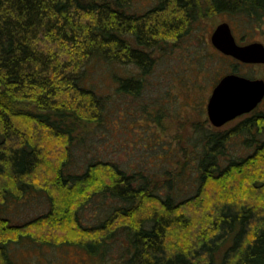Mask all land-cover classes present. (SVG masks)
Instances as JSON below:
<instances>
[{
	"label": "trees",
	"instance_id": "obj_1",
	"mask_svg": "<svg viewBox=\"0 0 264 264\" xmlns=\"http://www.w3.org/2000/svg\"><path fill=\"white\" fill-rule=\"evenodd\" d=\"M151 1L131 11V0H0V264H20L8 245L25 238L103 259L121 237L111 264H264V140L222 162L227 144L262 115L198 131L193 165L185 160L176 177L194 173V193L180 199L175 180L159 185L142 169L113 161L71 169L74 140L84 141L85 128L103 125L111 111L95 61L109 67L102 75L117 92L139 95L154 48L185 36L203 16L226 13L243 30L264 33V0ZM117 62L139 71L121 75ZM46 143L56 148L48 151ZM41 191L47 210L13 221L6 205ZM105 199L108 212L83 224L85 205Z\"/></svg>",
	"mask_w": 264,
	"mask_h": 264
},
{
	"label": "rangeland",
	"instance_id": "obj_2",
	"mask_svg": "<svg viewBox=\"0 0 264 264\" xmlns=\"http://www.w3.org/2000/svg\"><path fill=\"white\" fill-rule=\"evenodd\" d=\"M152 5L151 0H131L130 10L143 11ZM222 21L229 22L239 43H264L261 29L245 31L236 17L226 13L203 16L185 36L178 40L169 39L164 46L154 48V62L144 76V87L139 95L117 92L114 88L115 81L102 75L109 67L102 65L101 61H95L94 67L98 70H95V77L96 80L102 78L100 90L110 93L108 98L111 111L106 115L103 125L91 124L85 128L86 131L83 130L84 133L81 130L84 141L74 140L72 158L76 164L71 165V169L81 170L92 160H108L128 171L142 169V173L148 177L158 179L159 185L167 178L175 180V190L180 195L178 199L194 193V173H190L188 169L179 178L176 177L185 160L193 165L190 159L201 148L197 140L198 131L229 129L254 114L264 116L263 98L253 110L220 126H214L208 118L207 99L222 75L235 72L264 80V63H243L228 56L224 59L221 57L224 54L212 45L210 33ZM115 65L121 75L139 71L130 62H117ZM258 121L250 132L233 137L227 144V154L222 158L224 165L231 158L250 154L264 140V118ZM46 148H50L48 151L55 149V143H46ZM212 188L213 186L207 189L211 192ZM32 193L33 195L30 194L31 196L28 195L15 204L6 205L5 210H12L8 215L13 221L25 220L47 210L46 194L42 191ZM108 202L109 199H105L104 204H99L98 200L87 203L80 212L83 224L97 223L108 212ZM61 232L69 233L63 230L59 233ZM122 243V237L110 243L107 247L108 254L103 259L91 257L83 249L73 245H40L28 238L10 243L8 249L20 264H111L122 250Z\"/></svg>",
	"mask_w": 264,
	"mask_h": 264
},
{
	"label": "water",
	"instance_id": "obj_3",
	"mask_svg": "<svg viewBox=\"0 0 264 264\" xmlns=\"http://www.w3.org/2000/svg\"><path fill=\"white\" fill-rule=\"evenodd\" d=\"M210 42L221 53L243 63H264V43H239L227 21L218 23ZM264 98V80L235 72L222 75L211 89L206 103L210 122L220 126L236 116L253 110Z\"/></svg>",
	"mask_w": 264,
	"mask_h": 264
},
{
	"label": "flooded vegetation",
	"instance_id": "obj_4",
	"mask_svg": "<svg viewBox=\"0 0 264 264\" xmlns=\"http://www.w3.org/2000/svg\"><path fill=\"white\" fill-rule=\"evenodd\" d=\"M263 100V99H262Z\"/></svg>",
	"mask_w": 264,
	"mask_h": 264
}]
</instances>
